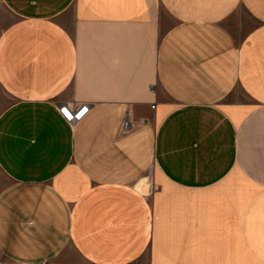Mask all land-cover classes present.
Returning a JSON list of instances; mask_svg holds the SVG:
<instances>
[{
	"label": "crops",
	"instance_id": "0c3cea01",
	"mask_svg": "<svg viewBox=\"0 0 264 264\" xmlns=\"http://www.w3.org/2000/svg\"><path fill=\"white\" fill-rule=\"evenodd\" d=\"M0 264H264V0H0Z\"/></svg>",
	"mask_w": 264,
	"mask_h": 264
},
{
	"label": "built area",
	"instance_id": "2783aa9c",
	"mask_svg": "<svg viewBox=\"0 0 264 264\" xmlns=\"http://www.w3.org/2000/svg\"><path fill=\"white\" fill-rule=\"evenodd\" d=\"M89 107L85 106L83 108H70L68 106H63L59 108L60 114L63 118L70 124H75L80 121L83 116L88 112ZM130 128V123L126 121L124 123V130H128Z\"/></svg>",
	"mask_w": 264,
	"mask_h": 264
}]
</instances>
